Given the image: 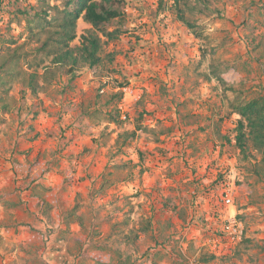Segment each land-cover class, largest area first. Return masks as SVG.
Masks as SVG:
<instances>
[{"label": "rangeland", "instance_id": "1", "mask_svg": "<svg viewBox=\"0 0 264 264\" xmlns=\"http://www.w3.org/2000/svg\"><path fill=\"white\" fill-rule=\"evenodd\" d=\"M14 1L0 9V40L19 39L15 10L34 3ZM166 2L126 0L114 23L123 34L105 46L113 64L61 74L38 97L14 87L0 113V264H98L101 252L117 264V250L133 264H264V177L236 147L230 114L237 94L264 93V0H212V14L194 17L201 37L160 12ZM89 28L78 22L73 46ZM213 53L235 68L237 94L201 76ZM126 131L136 139L119 148ZM36 195L53 205V224ZM77 205L83 225L68 216ZM231 217L241 240L223 232ZM148 220L135 250L125 236Z\"/></svg>", "mask_w": 264, "mask_h": 264}, {"label": "trees", "instance_id": "2", "mask_svg": "<svg viewBox=\"0 0 264 264\" xmlns=\"http://www.w3.org/2000/svg\"><path fill=\"white\" fill-rule=\"evenodd\" d=\"M5 0H0V9ZM18 0H15L17 2ZM10 1L9 4H11ZM126 0H61V4H52L51 0H34L24 7H18L17 16L24 22V31L19 36L0 40V113H9L15 98L12 91L15 86L21 87L20 95L27 94L38 97L48 94L49 89L61 74L70 80L77 78L84 69H96L107 64H113L116 53H105V46L118 40L123 34L119 26L125 19ZM165 8L172 9L177 21L181 22L195 37H201L199 27L194 17L196 14L209 16L213 12L212 0H171ZM219 13V11H216ZM83 20L90 28L81 35L79 45L72 43L78 37V22ZM20 22V21H19ZM20 22V23H21ZM19 23V24H20ZM114 27V28H112ZM20 40H23L20 42ZM212 55L209 72L204 73L206 81L215 80L224 92H235L238 74L233 66ZM264 92V86H263ZM237 94V93H236ZM230 114L238 115L239 119L234 128L236 147L245 158L251 157V172L259 178L264 177V93H259L251 99L237 94L230 104ZM112 122H117L114 115ZM217 134L222 141L230 143L228 135H222L219 128ZM137 131L119 134L115 145L122 148L136 139ZM253 149L260 159L250 155ZM113 182L104 180L102 190L109 188ZM42 215L46 217L48 225L53 224V205L41 196L36 195ZM78 205L68 214L69 219L79 221L83 225V218L78 213ZM151 229L148 220L138 229L132 228L125 236L127 244L135 250L136 242L143 233ZM117 264H133L132 255L122 258L120 250ZM115 257L99 253L93 259L98 264H115ZM216 257L203 259L209 262Z\"/></svg>", "mask_w": 264, "mask_h": 264}, {"label": "built area", "instance_id": "3", "mask_svg": "<svg viewBox=\"0 0 264 264\" xmlns=\"http://www.w3.org/2000/svg\"><path fill=\"white\" fill-rule=\"evenodd\" d=\"M232 191L229 190L224 195L225 203L230 206L233 205ZM223 232L227 234L229 239L232 241L241 240L244 236V227L243 225L236 220L235 217H231L224 225Z\"/></svg>", "mask_w": 264, "mask_h": 264}]
</instances>
